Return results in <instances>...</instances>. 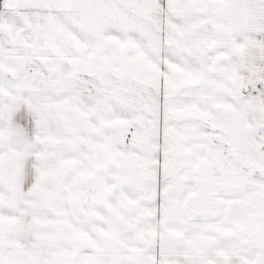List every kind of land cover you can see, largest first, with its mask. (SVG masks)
<instances>
[{
  "label": "snow or ice",
  "instance_id": "6c2138e0",
  "mask_svg": "<svg viewBox=\"0 0 264 264\" xmlns=\"http://www.w3.org/2000/svg\"><path fill=\"white\" fill-rule=\"evenodd\" d=\"M0 264H264V0H0Z\"/></svg>",
  "mask_w": 264,
  "mask_h": 264
}]
</instances>
